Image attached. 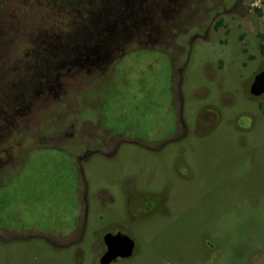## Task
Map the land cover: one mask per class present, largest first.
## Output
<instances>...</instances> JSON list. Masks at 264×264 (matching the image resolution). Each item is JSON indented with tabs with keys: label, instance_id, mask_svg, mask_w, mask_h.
<instances>
[{
	"label": "rangeland",
	"instance_id": "rangeland-1",
	"mask_svg": "<svg viewBox=\"0 0 264 264\" xmlns=\"http://www.w3.org/2000/svg\"><path fill=\"white\" fill-rule=\"evenodd\" d=\"M153 2L139 28L105 33L101 0H0V264H98L112 222L137 249L111 264H245L264 248V201L246 203L236 185L261 176L233 168L241 139H264L247 88L264 64V0ZM166 8L167 28L155 14ZM45 39L103 44L88 41L95 54L80 63L57 57L34 88L14 71ZM75 211L79 244L36 236Z\"/></svg>",
	"mask_w": 264,
	"mask_h": 264
},
{
	"label": "flooded vegetation",
	"instance_id": "flooded-vegetation-1",
	"mask_svg": "<svg viewBox=\"0 0 264 264\" xmlns=\"http://www.w3.org/2000/svg\"><path fill=\"white\" fill-rule=\"evenodd\" d=\"M97 1V0H96ZM102 4L97 7L95 10H99L101 14L105 15L104 21V32H109L111 29L126 31L127 29L136 28L138 25H142L139 21L141 15L151 14V7L148 9H144L143 5L148 3V0H101ZM157 0H154V4ZM99 5V3H96ZM93 8V7H92ZM147 8V6H146ZM144 10V12H143ZM168 9H159L155 14L162 15L165 17V25L166 28L170 26L171 18L168 16ZM103 15V16H104ZM94 19L92 17L93 23ZM146 19V18H144ZM161 17H159L158 26L163 27V23L161 22ZM259 55L264 59V38L259 39ZM3 40L0 39V42ZM91 41V44L95 43V45L103 44L101 39L98 40H88ZM87 40H72L67 41V43L57 42V46H79V45H89ZM43 44L52 45L53 43L49 40H42ZM152 43H157L164 46H172L173 38H165L164 40L158 41L154 40ZM248 93L252 98H256L258 101L257 107L258 110L264 114V64L258 67L257 71L253 74L248 84ZM247 119L249 121L247 128L251 127V122L254 120V115L250 112L245 113ZM175 137L171 138H161L158 141L150 142V148H157L158 146L164 145L165 143L171 141ZM149 146V145H148ZM239 148L241 150L238 152V157L233 162V168L237 169H246L250 171L249 173L260 174L256 179L253 177H249L245 180L240 179L237 181L236 185L238 187L246 188L245 195L243 196V200L246 203H261L264 201V139H253V137L245 136L244 139H241L239 142ZM111 152V151H110ZM113 152V151H112ZM236 188L239 190V188ZM86 201H80L79 212L86 209ZM77 210V209H76ZM133 219L136 218L133 216ZM113 226V227H112ZM86 228V217H83L82 213L74 212V215L65 219L64 217H59L57 221H53L52 223H48L46 227H41L35 231L36 236L41 237L46 241L47 244L53 245L59 248L68 249L72 245H77L84 239V229ZM101 242L104 247L103 255L99 258L98 264H102V258L107 253L110 248H114L115 253L117 254L111 261L107 264H111L114 261H118L120 259H126L133 256L137 249L136 241L125 231L124 226L120 222H112L110 227L101 231ZM100 233V234H101ZM127 235L134 241V248L130 255L124 256L122 252L125 249L122 247L123 245V236ZM209 243V242H208ZM212 247L211 243H209ZM250 257L245 264H264V248L263 247H252V253H250Z\"/></svg>",
	"mask_w": 264,
	"mask_h": 264
},
{
	"label": "trees",
	"instance_id": "trees-1",
	"mask_svg": "<svg viewBox=\"0 0 264 264\" xmlns=\"http://www.w3.org/2000/svg\"><path fill=\"white\" fill-rule=\"evenodd\" d=\"M83 39H88L86 36ZM264 49V47H263ZM95 48L89 45L82 46H72V47H61L57 50V46L44 44L40 52H35L34 55L38 58L36 61L25 64L20 70H16V76L23 83H31L34 88L40 87L39 84H46L48 76L57 74V57L61 59L73 58V63H80V61L87 60L95 54ZM59 51V53L57 52ZM49 58H54L56 60H50ZM4 71L0 67V75ZM2 82L0 81V85ZM35 84V85H34ZM21 84L10 85V91L20 90Z\"/></svg>",
	"mask_w": 264,
	"mask_h": 264
},
{
	"label": "water",
	"instance_id": "water-1",
	"mask_svg": "<svg viewBox=\"0 0 264 264\" xmlns=\"http://www.w3.org/2000/svg\"><path fill=\"white\" fill-rule=\"evenodd\" d=\"M122 240H123L122 247L125 249V251L122 252V255L128 256L133 251L134 241L127 235L123 236ZM114 250H115L114 248H110V250L107 253H105V255L102 258V264H107L117 255Z\"/></svg>",
	"mask_w": 264,
	"mask_h": 264
}]
</instances>
